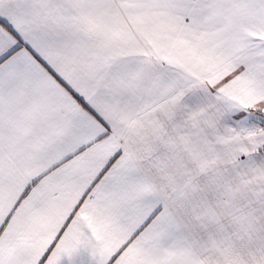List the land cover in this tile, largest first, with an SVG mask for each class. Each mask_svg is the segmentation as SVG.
<instances>
[{
    "label": "snow or ice",
    "instance_id": "6c2138e0",
    "mask_svg": "<svg viewBox=\"0 0 264 264\" xmlns=\"http://www.w3.org/2000/svg\"><path fill=\"white\" fill-rule=\"evenodd\" d=\"M0 264H264V0H0Z\"/></svg>",
    "mask_w": 264,
    "mask_h": 264
}]
</instances>
